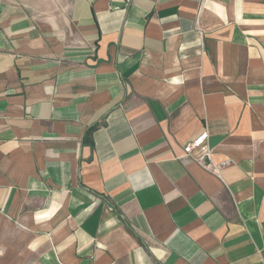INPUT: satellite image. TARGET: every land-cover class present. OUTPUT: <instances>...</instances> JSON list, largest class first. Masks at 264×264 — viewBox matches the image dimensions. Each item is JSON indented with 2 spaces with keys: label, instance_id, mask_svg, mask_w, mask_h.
Segmentation results:
<instances>
[{
  "label": "crops",
  "instance_id": "obj_1",
  "mask_svg": "<svg viewBox=\"0 0 264 264\" xmlns=\"http://www.w3.org/2000/svg\"><path fill=\"white\" fill-rule=\"evenodd\" d=\"M0 264H264V0H0Z\"/></svg>",
  "mask_w": 264,
  "mask_h": 264
},
{
  "label": "built area",
  "instance_id": "obj_2",
  "mask_svg": "<svg viewBox=\"0 0 264 264\" xmlns=\"http://www.w3.org/2000/svg\"><path fill=\"white\" fill-rule=\"evenodd\" d=\"M208 132L205 131L203 133H201L198 137H196L193 141H191L190 143H188L185 146V154L189 155L194 149H200L202 151V155L200 156V158L198 159L200 162L204 161V160H209L212 167H214V169L216 171H218L220 168L225 167L227 165H229L231 163V161H225L224 163L220 164V165H214L211 161V156H212V149L209 147L207 141H208Z\"/></svg>",
  "mask_w": 264,
  "mask_h": 264
}]
</instances>
